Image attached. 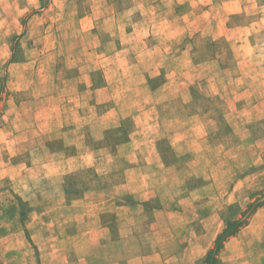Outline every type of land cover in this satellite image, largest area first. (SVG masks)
<instances>
[{"label":"rangeland","instance_id":"374dc122","mask_svg":"<svg viewBox=\"0 0 264 264\" xmlns=\"http://www.w3.org/2000/svg\"><path fill=\"white\" fill-rule=\"evenodd\" d=\"M237 218L216 264H264V0H0V264H203Z\"/></svg>","mask_w":264,"mask_h":264},{"label":"trees","instance_id":"16d2710c","mask_svg":"<svg viewBox=\"0 0 264 264\" xmlns=\"http://www.w3.org/2000/svg\"><path fill=\"white\" fill-rule=\"evenodd\" d=\"M244 223L245 221L241 218L231 219L230 221H227L226 227L221 231L220 234H218L214 246L208 250L202 263L216 264L217 254L221 250L224 241L231 235H234L239 230V228L244 225Z\"/></svg>","mask_w":264,"mask_h":264},{"label":"crops","instance_id":"0c3cea01","mask_svg":"<svg viewBox=\"0 0 264 264\" xmlns=\"http://www.w3.org/2000/svg\"><path fill=\"white\" fill-rule=\"evenodd\" d=\"M105 261H102V262H100V263H98V264H120V262L119 261H117V260H114L113 262H105Z\"/></svg>","mask_w":264,"mask_h":264}]
</instances>
